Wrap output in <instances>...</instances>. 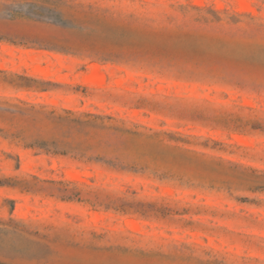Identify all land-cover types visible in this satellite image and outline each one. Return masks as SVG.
Here are the masks:
<instances>
[{
  "label": "rangeland",
  "instance_id": "374dc122",
  "mask_svg": "<svg viewBox=\"0 0 264 264\" xmlns=\"http://www.w3.org/2000/svg\"><path fill=\"white\" fill-rule=\"evenodd\" d=\"M75 3L68 26L0 0V178L33 186H0V264H264V0ZM65 110L141 132L134 167L52 145Z\"/></svg>",
  "mask_w": 264,
  "mask_h": 264
},
{
  "label": "trees",
  "instance_id": "16d2710c",
  "mask_svg": "<svg viewBox=\"0 0 264 264\" xmlns=\"http://www.w3.org/2000/svg\"><path fill=\"white\" fill-rule=\"evenodd\" d=\"M42 1L45 5L36 6L33 4L35 6H31L34 8L33 15L51 18L55 22L68 26L75 23L76 14H70L63 8L70 7L77 10L78 7L83 6L80 3H75V0ZM69 2H71V4H69L70 6H68ZM193 7L200 10L202 9V7L196 5ZM239 16L247 17L251 23L247 25L246 29L239 27L237 30L253 33V19H255L256 16L252 13H240ZM223 20L224 18L221 16L216 18L217 22H222ZM240 21L239 19L233 20L232 18L233 23H239ZM244 70L245 68L240 64H227L225 66V74L221 76L219 81L224 84L245 87L248 85L249 81L241 75V72H244ZM53 120L58 126L66 129L67 133L63 136V139L53 141L52 145L55 147L58 145L69 147L72 149L71 156L75 160L89 164L102 165L108 169L118 171H125L134 167L125 163L123 159L124 152L121 149L129 141V137H126V135L138 137L142 136V133L125 127V121L123 119L116 118L110 114L92 112L75 113L71 110H65L64 114L54 115ZM30 145L48 149L47 145L49 144L48 142L36 141ZM55 153L68 155L70 152L67 150H57ZM34 178L37 179L38 177L34 176ZM49 181L63 183L62 181ZM69 183H71V181H69ZM0 186L19 187L22 190H31L33 187L29 181L25 179L18 180L13 177L0 178ZM63 198L73 199L72 196H63ZM28 234L32 233L28 232ZM36 234L37 232L35 235ZM41 238L43 241H39L38 244L47 249L50 246L48 242L58 241L61 238V234H57L52 241H48L50 238L49 234H45Z\"/></svg>",
  "mask_w": 264,
  "mask_h": 264
},
{
  "label": "bare ground",
  "instance_id": "6f19581e",
  "mask_svg": "<svg viewBox=\"0 0 264 264\" xmlns=\"http://www.w3.org/2000/svg\"><path fill=\"white\" fill-rule=\"evenodd\" d=\"M93 82H95V83H99V81L98 80H92Z\"/></svg>",
  "mask_w": 264,
  "mask_h": 264
}]
</instances>
